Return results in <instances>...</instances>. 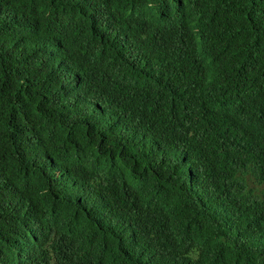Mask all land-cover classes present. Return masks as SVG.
I'll return each instance as SVG.
<instances>
[{"label":"trees","instance_id":"obj_1","mask_svg":"<svg viewBox=\"0 0 264 264\" xmlns=\"http://www.w3.org/2000/svg\"><path fill=\"white\" fill-rule=\"evenodd\" d=\"M126 19L142 38L120 31ZM66 29L92 37L91 56L67 59ZM180 32L208 42L171 53L170 90L242 61L264 82V0H0V264H264V192L231 181L264 155V132L231 163L234 130L212 111L167 109L151 68ZM125 65L123 104L144 112L142 89L153 122L110 103V69ZM215 149L204 205L195 185Z\"/></svg>","mask_w":264,"mask_h":264},{"label":"clouds","instance_id":"obj_2","mask_svg":"<svg viewBox=\"0 0 264 264\" xmlns=\"http://www.w3.org/2000/svg\"><path fill=\"white\" fill-rule=\"evenodd\" d=\"M120 31L129 32L134 38L140 39L145 34V27L139 20L126 19L122 21ZM66 33L72 41V45L77 49L71 55L70 49L67 48L68 60L74 59L78 62L87 56H91L93 53L91 36L86 37L83 35L76 37L67 29ZM207 42L195 38L194 33L185 35L181 32L179 37L166 41L161 55L155 60L151 68L153 80L157 84L159 93L168 110L171 109L173 113L180 116H188L194 110L212 111L220 120L222 126L227 124L228 128L234 130V134L231 137L232 145L230 147L232 163L233 161L245 158L259 142L250 133L251 128L264 132V110L256 113V111L264 108V82L263 79H254L251 76L252 67L250 63L242 61L207 72L209 75V82L207 84H202L198 80L192 82L184 81L179 88L173 87L170 90L169 76L171 74L165 72V64L171 53L176 49L191 50V46L196 45L201 47ZM62 61H64L63 58ZM129 73L130 69L127 65L121 68L112 67L110 69V83L107 90H115L118 93V95L115 94L110 103L122 104L123 109L128 115L138 123L153 122L157 110L152 107L150 100L142 89L137 91L143 95L138 104L143 106L144 112L140 114L134 113L131 111V107L123 104L129 98ZM124 87L127 89H123ZM192 98H199L201 105L188 110L179 109L180 100ZM10 110L17 115L27 114L19 112L14 108ZM217 151L215 149L208 155L209 164L214 169V173L202 177L195 185L197 192L203 198L204 205H207L213 199L212 189L221 179L220 154ZM231 181L238 183L239 187L247 188L249 186L250 188H255L256 192H264V155L255 161V163H249L238 173L232 174ZM260 198H264V194ZM256 227L260 229L259 225H256ZM241 229L242 227L235 233ZM130 249L132 250L133 248L130 247ZM150 251L153 252L152 243L141 250L139 256L145 257Z\"/></svg>","mask_w":264,"mask_h":264}]
</instances>
